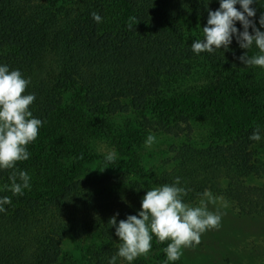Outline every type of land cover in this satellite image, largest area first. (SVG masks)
<instances>
[{
	"label": "trees",
	"instance_id": "16d2710c",
	"mask_svg": "<svg viewBox=\"0 0 264 264\" xmlns=\"http://www.w3.org/2000/svg\"><path fill=\"white\" fill-rule=\"evenodd\" d=\"M253 7L257 22L264 0ZM218 8L219 0H0V63L30 79L26 93L36 95L30 108L44 121L28 145L30 158L17 163L30 174L31 189L21 196L0 192L12 199L0 213V264H54L68 233L80 239L101 229L114 239L115 228L108 222L113 215L118 212L119 221L137 214L149 188L171 184L176 177L190 189L188 201L215 188L211 177L224 169L249 174L253 155L264 145V138L249 139L257 127L264 137V104L258 101L264 69L242 64L239 57L246 50L235 39L228 51L200 54L210 71L199 85L164 95L162 75L186 71L185 60L198 57L192 41L181 39L177 16L202 17L207 23L208 9ZM93 12L102 22L93 20ZM257 51L253 47L248 54ZM153 100L177 115L178 123L202 116L216 124L221 115L228 128L223 142L203 150L182 145L179 163L161 173L134 163L129 174L122 173L124 161L109 163L104 157L107 167L120 172L101 177L96 186L79 178L87 163L101 158L93 151L99 139L132 152L115 134L112 116L141 110ZM61 160L71 163L64 166ZM10 171H0V185L9 183ZM261 205L250 203L244 210L259 211ZM167 243L152 242L162 264ZM175 264H182L181 258Z\"/></svg>",
	"mask_w": 264,
	"mask_h": 264
},
{
	"label": "rangeland",
	"instance_id": "374dc122",
	"mask_svg": "<svg viewBox=\"0 0 264 264\" xmlns=\"http://www.w3.org/2000/svg\"><path fill=\"white\" fill-rule=\"evenodd\" d=\"M176 21L183 30L181 39L184 42L203 38V26L206 25V21L202 17L180 14ZM185 61L188 65L186 71L167 77L162 75L165 96H171L174 89H187L199 85L205 73L210 71V64L208 65L201 55ZM262 85L258 101L264 104V83ZM249 112V110L245 112V118ZM178 118L172 112L159 107L157 100L151 101L141 110L113 115L115 134L125 139L133 149L132 152L130 154L121 152L105 137L99 139L93 151L101 158H95L87 163L79 178L89 185L96 186L101 177L119 173L120 171L104 164L103 158L109 151L115 152L117 157L126 163L127 167H124L122 173L129 174L128 166L132 163L141 165L147 172L154 174L171 170L181 160L178 152L180 146L193 145L191 146L193 149L203 150L212 145H219L225 138L221 136L222 132L228 129L227 122L221 115L216 116V124L210 123L202 116L192 120L190 124L178 123L176 122ZM218 119L222 124L220 130L218 126L216 127L219 124ZM149 134L156 137V142L150 148H146L145 140ZM61 162L64 166L71 163L70 160ZM251 164L253 167L249 174L224 169L211 177V184L216 187L209 188L207 192L211 194L215 203H210L208 207L209 210L221 214L220 226L203 233L199 244L184 248L182 264H264V145L253 155ZM232 191H235L237 196ZM201 199L207 198L201 196L185 202L198 205ZM255 202L262 204L259 211L244 210L249 209L250 203L255 205ZM119 244L117 236L109 239L101 229H96L91 235L80 239L68 233L60 243V252L54 264H107V258L116 253ZM105 247L108 251L99 257L98 254ZM118 264H127V261L120 259ZM134 264H162L160 249L152 245L150 252L146 256L138 257Z\"/></svg>",
	"mask_w": 264,
	"mask_h": 264
},
{
	"label": "clouds",
	"instance_id": "9594fccd",
	"mask_svg": "<svg viewBox=\"0 0 264 264\" xmlns=\"http://www.w3.org/2000/svg\"><path fill=\"white\" fill-rule=\"evenodd\" d=\"M208 2L205 0L206 4ZM255 3L257 0H219L218 9H208L203 38L193 40L192 52L196 55L217 50L225 52L235 39L239 47L246 50L239 57L242 64L264 69V13L260 15L257 26ZM92 18L97 23L102 22L99 13L93 12ZM237 22L241 27H237ZM253 47L258 51L249 55ZM30 83L19 69L0 63V171L11 170L9 183L0 187V192L9 191L13 196H21L25 190L31 189L30 174L19 169L17 163L30 158L28 145L37 139L44 124L31 111L36 95L26 93ZM262 138L259 127L249 137L257 142ZM155 142L156 137L149 134L145 147L150 148ZM117 158L113 151L105 155L109 163ZM189 191L182 186L181 178L176 177L171 184L149 188L137 214H129L119 221V213L113 215L108 222L115 228L120 244L116 253L107 258V264H118L120 259L134 264L138 257L150 252L154 238L160 243L168 241L163 249L167 258L165 264H175L183 255L184 248L199 244L203 233L218 228L222 216L218 211L209 210L208 205L215 203L211 194L205 191L201 195L207 199H201L198 205H190L184 201ZM11 203L10 196H0V213L6 212L5 206Z\"/></svg>",
	"mask_w": 264,
	"mask_h": 264
}]
</instances>
